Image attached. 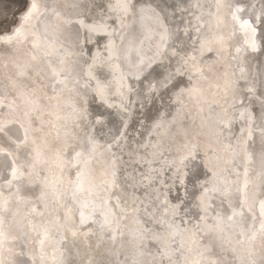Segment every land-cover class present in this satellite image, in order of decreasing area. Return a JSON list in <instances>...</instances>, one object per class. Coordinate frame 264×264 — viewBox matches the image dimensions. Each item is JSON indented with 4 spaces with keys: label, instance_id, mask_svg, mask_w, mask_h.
<instances>
[{
    "label": "snow or ice",
    "instance_id": "1",
    "mask_svg": "<svg viewBox=\"0 0 264 264\" xmlns=\"http://www.w3.org/2000/svg\"><path fill=\"white\" fill-rule=\"evenodd\" d=\"M11 2L21 7L7 26L0 7V60L12 69L0 78V264H45V242L69 250L57 264H264V0H197L183 27L155 0ZM112 16L117 28L129 19L138 28L128 37L111 28L102 55L87 45ZM145 33L156 38L151 55L139 47ZM257 53L258 71L246 74L244 63ZM102 66L116 74L119 112L167 90L173 104L157 109L151 131L175 128L207 106L217 147L205 152L186 137L167 160L158 141L127 145L123 119L105 132L100 114L89 111L97 100L107 104L111 91ZM140 150L162 162L153 169L145 159L151 175L141 170L136 179L126 164ZM198 168L206 178L193 182L199 195L170 199ZM145 184L148 203L135 195ZM26 228L39 242L38 258H5L14 242L26 246Z\"/></svg>",
    "mask_w": 264,
    "mask_h": 264
},
{
    "label": "bare ground",
    "instance_id": "2",
    "mask_svg": "<svg viewBox=\"0 0 264 264\" xmlns=\"http://www.w3.org/2000/svg\"><path fill=\"white\" fill-rule=\"evenodd\" d=\"M157 1H159V0H157ZM115 2H116V0H96L97 4L103 3L105 5L114 4ZM133 2H135V0H133ZM162 2H163L162 9L164 10V12L171 14L170 19L172 20V22L177 23V24H181V27H183L184 24L182 23V20L186 22L189 19V16L186 13V9H188L190 3H196L197 0H162ZM199 2L201 4H203L205 2V0H199ZM207 2L210 3L211 0H207ZM97 10L101 11V12L104 11V9H97ZM90 14H91V11H90ZM161 14L163 15V12ZM97 22H100V21H97ZM125 23H126L127 27H125L124 29H120V28H117V25L115 23V16H112V18H107L106 19V25H107L106 29L104 31L93 34V43L88 44L87 47L93 48V45H95L94 50H99L102 55H107V52L105 51V46L109 44V32H110L111 28H117V32H121L124 36L126 35V31L129 34L133 30L138 28V26L134 25V24H133V27H130V25L132 23L130 19L126 20ZM127 37H128V35H127ZM155 39H156L155 37L149 38L147 33H145L144 36L140 37V40L143 41V43L139 45L142 53H144L146 55H151V51L154 48ZM121 43L122 42L120 40H116L117 46H120ZM204 55H205L206 59H211L213 56V54L211 52H206ZM255 56H259V53L255 54V55L249 54L247 61L244 63L243 66L245 68L246 74L251 75V74H254L258 71V66H256V63L258 61L255 60ZM72 59H74V57H72ZM261 59L264 60V57H261ZM11 71H12L11 66L9 65V67L6 69L4 67V61L0 60V78H3V75L5 72L11 73ZM97 72L102 73V75L100 76L102 81L105 78H107V80L111 82V84H110L111 91L108 95L107 104H112L114 106L108 107L107 104H105L103 101L97 100L95 103L89 104V111L100 114V118L103 120V123L105 125V132H107L109 129L113 128L111 122L115 121V122L119 123V121L121 119H123L127 123V129H126L127 133L128 132H138L139 131L138 130L139 128H137L138 126L145 127V128H143V131H142L144 136H142L141 132H139V134L141 135L140 140H144L145 138H147L149 140V142L156 143L155 139H154L155 132H152L151 130H152L154 124L156 123L155 116H157V109H159L161 112L167 113L170 110L168 108V105L173 104V100L169 99V96L172 94L168 93L167 90H161L162 95H158L155 100H149L147 105L144 107H140L136 102L133 101L132 106L128 109L127 113L125 114L123 112H119L118 108L116 107L120 104V100H119L118 95H116L114 93V90L119 87V83H118V80L116 78V74L110 75L109 69L107 68V66H102L101 68L97 69ZM130 82L131 81H129V83ZM169 86H171V85H169ZM205 88H206V90L211 91V89L209 88L208 85H205ZM89 99L91 100V96L89 97ZM129 99L131 100V97H129ZM172 110L174 111V109H172ZM255 110H256L255 107H253L254 113H255ZM150 113L153 115L155 114V116H153L151 118ZM62 114H64V113H62ZM133 114H137L138 116L135 117L133 121H131L132 117L134 116ZM90 119H91V117H90ZM143 119H147V125L146 126H144L146 123L145 124L143 123L144 125L143 124L140 125V121ZM196 121H197V119H195V122ZM192 123H193V117L191 114V117L189 120L182 121L175 128H173L172 126H169V125H165L164 127H162L165 129V132L163 130L164 136L167 137L166 135H168L169 138H173V140H175L177 143L181 142V140H183L186 137L195 138L197 140V138L193 136V133H191V132H193L191 130L192 126H189V125ZM242 125H243L242 120H240V119L235 120V122L233 124V131L236 135H239L238 129ZM97 127H99V125ZM205 128H207L206 124H205ZM253 139L257 141L256 145H255V149L258 151L259 147H260L259 141H258V134H254ZM140 140L135 139V136H131L130 139L128 141H126V144L132 146L133 143L137 144V141H140ZM166 140H168V138ZM201 146H202L203 151L206 152L207 151L205 149L206 146L203 145L202 142H201ZM127 149L128 148L126 147L125 150H127ZM162 152H163V150H161V153ZM166 153H168V152H166ZM170 153H171L170 155H172L173 151H171ZM221 155H224L223 150H222ZM141 159H143L142 156H141L140 160ZM155 159H157V158L155 157ZM164 159H165V156H164ZM170 159H172V158L169 157L168 160H170ZM140 160H138V161H140ZM143 160H145V159H143ZM161 162L162 161H159L158 164H156L155 168H158L160 166ZM141 170H143L145 172L147 170L146 166H140L136 169H132V170L128 171L127 174L130 176H135L136 179H139L138 173ZM198 170L201 173L200 179L202 178L205 180L206 178L203 175L204 169L198 168V169H196V172ZM184 171L188 172V169H185ZM165 173H167V174H165ZM164 174H165L164 175L165 178H167L168 172H164ZM185 180H186V178H185ZM166 182H167V180H166ZM141 188L145 189V188H151V187H149L147 184H145L143 187H138L135 190V195L137 193L136 191L138 189H141ZM175 189L176 188L174 187L173 191ZM150 191H151V189H150ZM142 192H145V191H142ZM143 194H145V193H143ZM142 199L146 200L144 198H142ZM147 200L149 201V199H147ZM138 226H140V225H138ZM25 231H27L29 234V240H28L26 246L24 248H21L20 246H14L15 248H12L11 254L6 252V254L8 256L12 255V257L16 253L24 252L25 253L24 256H19L17 259V262H19L22 259H27V258L32 257V256H36L37 258L39 256L40 245H39L38 240L36 239L35 233L31 232L30 228H26ZM19 244L15 243L14 245H19ZM44 248H45V264H57V261L61 258V253L62 252L63 253L69 252V250L65 249L62 246V244H57L55 242H52L51 244L48 242H45ZM69 258L70 259L77 258L75 256V250H73L70 253Z\"/></svg>",
    "mask_w": 264,
    "mask_h": 264
},
{
    "label": "rangeland",
    "instance_id": "3",
    "mask_svg": "<svg viewBox=\"0 0 264 264\" xmlns=\"http://www.w3.org/2000/svg\"><path fill=\"white\" fill-rule=\"evenodd\" d=\"M156 5L159 6L157 8V11H160L162 9V6H163L162 0H159V1L155 0V5H153V6L155 7ZM0 7H3L5 9V17H6L5 23H6V26H7V23L8 22H11L13 20V18H14L13 17V13H15L21 7V4L20 3H17V2H11V0H5L4 5H2ZM130 27H133V24L132 23H131ZM127 35L129 36L128 32L126 31V35L125 36L127 37ZM256 66H258V62L256 63ZM204 107H205V111L203 113H197L195 110H192L193 111L192 112V117H193V123L194 124L192 123L189 126H192L191 127V130L193 132H191V133H193V136L197 138V141L200 144L202 142L203 145H205L207 147V148L205 147V149L208 150V149L216 148L217 146L214 143V140H215V135H214L215 127H214L213 122H212V117L208 114L209 110H208L207 106H204ZM189 108L192 109L191 105H189ZM133 115L134 116L132 117L131 121H133L134 118L138 116L137 114H133ZM150 116L152 118L153 116H155V114L153 115V114L150 113ZM156 118H157V116H155V120H156ZM195 119H197L196 122H195ZM143 123L144 124L146 123V124L144 125ZM142 124L144 126H146L147 125V119L141 120L140 121V125H142ZM205 124L207 125V128H205ZM137 128H139L138 129L139 130L138 132H128V133L126 132V141H128L131 136H135V139H137V140H140L141 139V135L139 134V132L142 133L143 128H145V127L138 126ZM114 130L115 129L112 128V131H114ZM163 130L165 132V129L164 128L158 129L157 130L158 134H157V132H155L154 139H155V142H157V141L159 142V144L161 145V148L163 147L161 150H163V152L164 151L165 152L164 153L162 152L163 153L162 155L165 156V159L168 160L169 157L173 158V155H174V154L170 155L171 154L170 152L173 151V149H175L177 147V145L179 143H181V142H178L177 143L175 140H173V138H169L168 135H166L167 137H165ZM167 138H168V140H166ZM187 138H190V137H187ZM132 147L135 148V147H138V145L133 143L132 144ZM125 151H129V149H127ZM220 151L222 153V149ZM166 152H168V153H166ZM141 156L143 157V159H148L149 158V159L152 160V168L153 169H155L156 164H158V162L160 161L159 158L156 157L158 159L157 160V159H155V157H152L151 156V153L149 154V157H144L143 156V150H140L136 154L135 159H133L132 161H130L128 164H126V167H127V170L128 171H130L132 169H136V168H138L140 166H146V168H147V165L144 163V160L143 159H141L142 161L140 160ZM136 160L137 161L140 160V163H139V166L138 167H136V163H135V162H137ZM208 166L209 167L212 166L211 161L208 162ZM198 171L196 172L195 175H193L192 172H188L189 174L184 177V184L186 185V190L184 188H181V187L177 186V187H175L176 189L170 194V197L169 198L171 199L172 196L179 195V196L183 197L185 200H191L192 199V193H197V195H199V193H198V185L196 187H194L193 186V182H195V181L203 182L204 179H202V178L200 179V174H199L200 171L199 172ZM165 172H167V171H165ZM145 173H148L149 175H151V172H150V170L148 168L145 171ZM165 174H167V173H165ZM185 178H186V180H185ZM145 189H147V192L149 194L152 192V188H145ZM145 189L141 188V189H138L136 191L137 192L136 193V196L138 195L137 197H139L141 200H143L142 198L146 199L144 197L145 194H143L145 192H142V191H145ZM150 189H151V191H150ZM149 196H148V199L150 201L151 197H149ZM147 201L148 200H145L146 203L149 202V201L148 202ZM129 227L130 228L131 227L134 228V227H140V226L135 225V224H133V223L130 222L129 223ZM206 236H207V234H205V236H203L201 238V242H204L205 241ZM15 243H18L19 244V241L18 242H14L11 245L12 248H15L14 246H20V244L19 245H14ZM145 243L148 244V247L149 248H153L155 242L154 241H151V240H146ZM4 255H5V258H9V256L6 254V252H5ZM18 257L19 256H17V255H13L12 258H14L17 261Z\"/></svg>",
    "mask_w": 264,
    "mask_h": 264
},
{
    "label": "water",
    "instance_id": "4",
    "mask_svg": "<svg viewBox=\"0 0 264 264\" xmlns=\"http://www.w3.org/2000/svg\"><path fill=\"white\" fill-rule=\"evenodd\" d=\"M199 172V171H198ZM199 174H201V173H199Z\"/></svg>",
    "mask_w": 264,
    "mask_h": 264
}]
</instances>
